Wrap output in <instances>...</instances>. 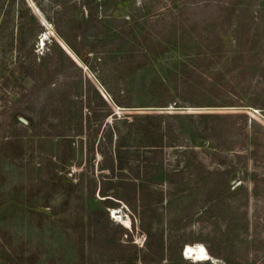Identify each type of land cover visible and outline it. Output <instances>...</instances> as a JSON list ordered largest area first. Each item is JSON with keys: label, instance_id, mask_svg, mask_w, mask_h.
<instances>
[{"label": "rangeland", "instance_id": "obj_1", "mask_svg": "<svg viewBox=\"0 0 264 264\" xmlns=\"http://www.w3.org/2000/svg\"><path fill=\"white\" fill-rule=\"evenodd\" d=\"M29 1L45 24L35 23L25 0H0V264H84L89 255L91 229H94L91 213H95L102 225L106 226L109 221L121 224L125 227L123 237L131 241L130 254L125 261L119 259V250H116L111 258L99 256L100 264H166L168 258L176 259L179 253L186 257L183 248L188 243L201 242L207 247L200 240L202 236L196 219L214 197H218L219 204L223 202L225 206L236 208L238 216L247 210L246 223L245 220L241 223L240 246L246 252L249 264H264V180L260 181L263 177L258 178L259 196L254 199L251 190L254 181L250 177L244 179L242 167L211 176L210 180L198 181L186 165L188 158L182 156L178 160L176 148L179 146H166L164 166L172 171L183 167V173L172 175L169 182L146 180L145 144L148 140L137 124L130 122L134 113L244 111L258 123L253 126L249 123L247 128L256 134L255 141L259 145L257 169L261 175L264 173V91L250 96L249 89L244 87L256 79L253 68L243 70L242 60H227L226 56L210 65L209 79L214 77L213 72L224 69L226 94L232 92L233 95L234 84H237L243 105L192 106L190 101L200 98L186 94L178 101L184 106L174 102L158 106L157 100L145 93L131 97L117 93L123 100L132 99L133 106L112 104L117 117H128L127 121L120 119L117 125L129 148L123 156V167H115L112 171L107 167L117 165V161L111 159L116 145L113 115L106 117L105 123L97 128L95 122L101 116L89 110L86 103L73 101L72 106L82 110V119L87 126L85 132L54 134L48 126L51 119L50 116L47 119L45 105L41 110L48 90L54 85L48 80L46 71L42 78L46 91L40 95L29 94L26 102L15 108L8 102V99L18 98L16 91H29L33 83L31 77H21L19 71L13 70L21 52H18L20 36L26 42L22 52L27 58L34 56L30 53L33 47L36 56L46 54L48 47L54 45L52 40L59 38L48 14L40 9L36 0L35 4ZM250 3L253 4L243 10L235 4L226 7L220 28L213 31L208 42L201 45L189 37L185 42L178 38L179 42L174 44V35L170 38L173 45L168 46L223 47L226 53L232 47H264V0H251ZM127 5H131V0ZM20 14L21 18L18 17ZM209 19L207 32L213 29L209 27L210 23L216 24L213 16ZM20 21L24 22L23 35L17 29ZM194 32L198 35L197 30ZM85 71L95 83L101 84L95 74ZM14 115L25 124L23 130L11 124L10 117ZM68 118L73 122L77 120L79 110ZM175 120L188 127L193 122L191 119ZM190 134L186 132L187 137ZM216 143L199 137L195 147L212 168L215 165L210 156ZM205 149L210 151L209 154ZM156 168L151 167L154 171ZM242 183H246L247 188L237 191ZM180 185L181 189L186 188L184 192L179 190ZM100 188H106L107 192ZM115 191L119 195H113ZM231 191L236 193L233 195ZM238 219H235L236 223ZM208 252L210 256L206 260L189 259L195 264H226ZM131 257L135 261L126 263Z\"/></svg>", "mask_w": 264, "mask_h": 264}, {"label": "trees", "instance_id": "obj_2", "mask_svg": "<svg viewBox=\"0 0 264 264\" xmlns=\"http://www.w3.org/2000/svg\"><path fill=\"white\" fill-rule=\"evenodd\" d=\"M36 1L54 23L58 39L67 44L82 66L67 53L57 38L52 40L54 45L48 47L46 54L36 56V48L33 47L30 53L34 56L27 58L22 52L26 42L23 36H20L18 52H21L18 64L13 70L19 71L21 77H31L33 83L29 91H16L18 98L8 99V102L15 108L16 105L25 103L29 94L40 95L42 91H46L42 80L46 71L48 80L54 85L48 90L41 110L45 105L44 112L47 119L49 116L51 119L48 126L54 134L64 136L85 132L87 126L82 119V110L80 107H73V101L86 103L89 110L92 109L96 116H101L97 117L95 122L97 128L105 123L106 117L113 115L116 123V131L113 132L116 134V145L111 159L116 160L117 165L107 167L112 171L115 167H123V156L129 151L123 141L125 136H122V131L117 125L120 119L127 121L128 117H117L112 104L133 106L132 99L123 100L117 93L130 97L145 93L156 99L158 106H167L173 102L184 106L178 104V101L186 94H194L200 98L191 100L192 106H220L228 103L243 105L240 103L244 101L238 95L240 90L237 84H234L233 95L232 92L226 94L224 69L213 72L217 77L213 75L214 77L209 79V71L212 72L211 63H216L217 59L223 60L224 56L227 60H242L243 70L250 71L253 68L255 81L251 80L248 85H244L249 89L250 96L264 91V47H232L226 53L223 47L168 46L173 45L170 38L174 35V44L179 42L178 38L185 42L189 37L201 45L208 42L209 37L214 35L213 31L218 26L220 28L226 7L235 4L243 10L250 6L251 0H131V5H127L128 0ZM25 2L35 23L41 26L42 23L33 12L35 10L27 0ZM21 16L18 15L20 18ZM212 16L216 19V24L210 23L209 27L213 29L207 32L208 21ZM17 29L23 35V21H20V24L18 22ZM194 30H197L198 35L193 33ZM85 69L101 80L104 90L110 96L108 99ZM56 77L59 78L54 79ZM215 93L221 97H216ZM78 110L79 118L73 122L68 116ZM23 114L28 113L23 111ZM10 118L11 124L21 130L25 128L18 116ZM132 118L130 122L136 123L139 131L148 140L145 144V159L148 160L146 180L159 179L169 182L172 181V175L183 173V167L172 171L164 166L166 146H179L176 148L178 160L182 156L188 158L186 165L198 181L230 173L232 169L240 166L243 168L244 179L250 177L254 181L252 195L254 199L258 198V178L262 176L260 181H263L264 173L260 175L257 169L259 145L255 141L256 134L247 128L249 123L252 126L258 123L250 118L248 113L146 112L134 113ZM175 119H191L193 122L188 127ZM198 129L199 132H196ZM186 132L191 133L190 136L187 137ZM199 137L217 142L216 149L210 156L215 165L213 168L200 157L199 150L195 148ZM205 151L208 154L210 152L208 149ZM100 152L103 154L102 150ZM151 167H157L156 171ZM243 188H247L246 183H242L237 191ZM179 190L184 192L186 188L181 189L180 185ZM100 191L107 192V189L100 188ZM148 193L149 191L146 194ZM231 193L234 195L236 192ZM112 194L117 196L119 192ZM219 201L218 197H214L196 219L202 236L200 240L213 255L226 264H249V258L239 242L243 232L241 223H244L243 220L246 223L247 210L241 211L238 216L236 208L225 206L223 202L219 204ZM90 217L94 229H91L89 255L84 264H100L99 256L111 258L116 250H119V259L125 261L130 254L128 247L131 244L130 239L122 235L125 227L121 224H111L110 221L106 226L102 225L95 213H91ZM235 219H238V223ZM214 244H217L216 248L213 247ZM132 258L126 263L135 261ZM180 263L195 264L180 253L176 259L168 258L166 264Z\"/></svg>", "mask_w": 264, "mask_h": 264}, {"label": "bare ground", "instance_id": "obj_3", "mask_svg": "<svg viewBox=\"0 0 264 264\" xmlns=\"http://www.w3.org/2000/svg\"><path fill=\"white\" fill-rule=\"evenodd\" d=\"M126 221L128 223L127 225H129V220L127 219ZM183 251L186 257L192 258L197 261L206 260L210 256L207 247L201 242H197L195 244L188 243L184 246Z\"/></svg>", "mask_w": 264, "mask_h": 264}, {"label": "water", "instance_id": "obj_4", "mask_svg": "<svg viewBox=\"0 0 264 264\" xmlns=\"http://www.w3.org/2000/svg\"><path fill=\"white\" fill-rule=\"evenodd\" d=\"M28 1V4L30 5V7H32L31 3L29 0ZM32 2L34 3V0H32ZM35 4V3H34ZM37 10V9H36ZM35 13V15L38 17V19L40 20V22H42V24H45L43 23L42 19L40 18L39 16V12L38 11H33ZM58 42L61 44V46L67 51L68 54H70V56L76 61L78 62V64H80L82 66V63L78 60V58L73 54V52L68 48L67 44L65 42H63L62 40L58 39ZM97 84V83H96ZM98 88L101 90V92L103 93V95L105 96L106 99H108V96L106 94V90H104V88H102L103 86L101 84H97Z\"/></svg>", "mask_w": 264, "mask_h": 264}]
</instances>
